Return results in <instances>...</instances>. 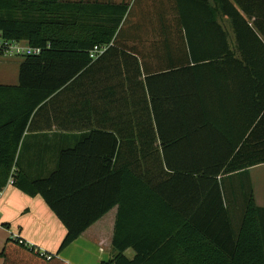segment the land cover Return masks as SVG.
<instances>
[{"label":"trees","instance_id":"16d2710c","mask_svg":"<svg viewBox=\"0 0 264 264\" xmlns=\"http://www.w3.org/2000/svg\"><path fill=\"white\" fill-rule=\"evenodd\" d=\"M0 36L42 50L25 56L18 87L0 86V190L11 181L44 199L67 229L59 253L117 207L102 264H264L249 175L264 164V0H0ZM95 46L108 49L92 60ZM220 65L243 71H198ZM221 80L252 86V120L228 151L216 134L241 128L216 119L206 89ZM38 113L71 144L35 174L19 147ZM14 251L48 259L18 238L0 257Z\"/></svg>","mask_w":264,"mask_h":264},{"label":"crops","instance_id":"0c3cea01","mask_svg":"<svg viewBox=\"0 0 264 264\" xmlns=\"http://www.w3.org/2000/svg\"><path fill=\"white\" fill-rule=\"evenodd\" d=\"M96 1V0H86ZM123 2L128 0H104ZM217 23L222 25L229 33L230 41L233 42L234 35L230 20L227 18H217ZM204 40V41H203ZM212 38H203L200 45V56L207 52L211 45ZM24 47L29 46L26 42H20ZM9 55L0 56V86L18 87L19 71L25 56H16L15 59L8 60ZM10 56L9 58H12ZM15 68V69H14ZM198 70L203 78L208 79L207 74L213 77V74H225L243 71L240 66H201ZM16 74H18L16 76ZM201 75V76H202ZM221 78L223 75H217ZM210 79V78H209ZM248 87L251 85H241L238 82L222 81L216 86L206 89L213 94L215 101L211 104V112L220 122L234 120L241 122L252 120V99L248 96ZM51 120L48 116L41 113L35 114L31 120L27 131L19 147V161L21 167L30 169L35 174L42 171H53L57 165L58 154L63 148H67L71 143L67 137L69 133H63L55 128L48 129L47 125ZM242 123V122H241ZM222 126L223 123H222ZM227 126V124H225ZM240 130L228 137L223 131L216 135L217 145L221 151L231 149V143H234L242 135V124L238 123ZM246 137L248 134L245 135ZM203 139L207 138V134ZM193 144V143H191ZM33 172V173H34ZM261 172L264 174V164L249 169L254 199L257 206L264 208V197L259 196L256 186L259 181L256 176ZM118 208L115 207L105 214L100 220L89 227L78 239L59 253V248L67 234V229L58 219L55 213L48 207L41 196H29L17 189L12 182L0 192V254L8 239H19L28 248H36L35 253H40L48 259L57 258L63 264H102L107 262L113 255L112 241ZM132 250L126 252V256L133 258ZM10 261L0 257V264H48V259L39 260L36 256L19 254L12 252L9 256ZM53 262L50 264H57Z\"/></svg>","mask_w":264,"mask_h":264},{"label":"built area","instance_id":"2783aa9c","mask_svg":"<svg viewBox=\"0 0 264 264\" xmlns=\"http://www.w3.org/2000/svg\"><path fill=\"white\" fill-rule=\"evenodd\" d=\"M108 46H95L90 51V58L92 60H96L100 55H102ZM42 50L40 48H33V47H24L19 42H11L4 40L0 36V56L1 55H9V56H32V55H40ZM2 190H0L1 192Z\"/></svg>","mask_w":264,"mask_h":264},{"label":"rangeland","instance_id":"374dc122","mask_svg":"<svg viewBox=\"0 0 264 264\" xmlns=\"http://www.w3.org/2000/svg\"><path fill=\"white\" fill-rule=\"evenodd\" d=\"M9 57H8V60H10V59H13L14 60L16 56L13 55L12 58H9ZM17 75L18 74H16V76ZM256 180L259 181V185L256 186L257 193L259 194V196L264 197V174H263V172H261L259 175L256 176ZM132 253L133 252L131 251V255H133Z\"/></svg>","mask_w":264,"mask_h":264}]
</instances>
